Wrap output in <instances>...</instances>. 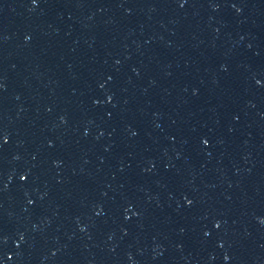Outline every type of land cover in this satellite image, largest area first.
<instances>
[{"label":"water","instance_id":"water-1","mask_svg":"<svg viewBox=\"0 0 264 264\" xmlns=\"http://www.w3.org/2000/svg\"><path fill=\"white\" fill-rule=\"evenodd\" d=\"M0 264H264V0H0Z\"/></svg>","mask_w":264,"mask_h":264}]
</instances>
